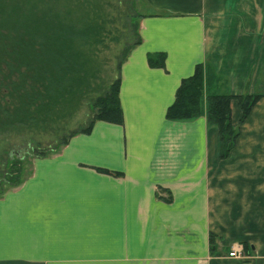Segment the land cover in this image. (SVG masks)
I'll list each match as a JSON object with an SVG mask.
<instances>
[{
    "label": "crops",
    "instance_id": "obj_1",
    "mask_svg": "<svg viewBox=\"0 0 264 264\" xmlns=\"http://www.w3.org/2000/svg\"><path fill=\"white\" fill-rule=\"evenodd\" d=\"M144 1L123 123L97 120L0 201V264H264V0ZM197 63L206 95L262 94L244 121L232 100L225 158L206 113L166 117Z\"/></svg>",
    "mask_w": 264,
    "mask_h": 264
},
{
    "label": "trees",
    "instance_id": "obj_2",
    "mask_svg": "<svg viewBox=\"0 0 264 264\" xmlns=\"http://www.w3.org/2000/svg\"><path fill=\"white\" fill-rule=\"evenodd\" d=\"M28 0H0V93L2 98L12 97L19 101L14 108L12 119L0 120V139L9 138L8 127L23 132V126L41 130L48 125L49 115L53 107L62 101L77 105L78 101L89 99V93L98 92L91 97L94 107L91 119L84 128L76 129L62 143L78 133L89 132L97 120L122 124L124 121L120 105L119 90L121 83V67L131 50L142 38L126 46L118 62L119 75L104 92L96 85L99 62L83 53L86 45L96 46L100 36L91 38V30L87 27L70 26L62 18H51L53 10L37 11L29 14L23 2ZM45 15H48L46 17ZM31 24H29V23ZM29 58V66L38 61L39 76H28L23 70V53ZM166 53L163 51L150 53L147 56L149 65L165 66ZM91 65L88 67V62ZM39 80H43L39 82ZM42 86L39 88L38 85ZM205 68L197 63L192 75L181 80L176 90L175 100L168 107L166 117L175 120H191L206 113L210 124L217 126L219 132V155L225 158L232 150L238 136V129L231 120V102L237 98L244 121L252 108L260 100V93H244L238 95L213 94L204 91ZM88 94V95H87ZM206 100V103H205ZM6 103H10L7 101ZM206 104V107L204 105ZM24 106V114H23ZM21 112V117L19 114ZM0 115L10 116L8 108L1 107ZM51 121L50 128L53 127ZM37 156H45V151L36 148ZM0 172V181L3 180Z\"/></svg>",
    "mask_w": 264,
    "mask_h": 264
},
{
    "label": "rangeland",
    "instance_id": "obj_3",
    "mask_svg": "<svg viewBox=\"0 0 264 264\" xmlns=\"http://www.w3.org/2000/svg\"><path fill=\"white\" fill-rule=\"evenodd\" d=\"M23 2V7L29 14L41 9L53 10V19L60 17L68 21L70 26L87 27L91 30L90 37L100 36L98 44L94 47L86 45L83 53L100 63L98 79L100 93L109 87L115 77L119 75L118 62L124 48L135 42L140 34L139 24L146 11L144 0H28ZM48 17V15H45ZM29 23V22H27ZM31 24V23H29ZM27 53H23V70L28 76L40 78L38 61L29 66ZM96 58V59H95ZM91 61L87 66L91 65ZM4 69V68H3ZM1 69L0 72L3 70ZM43 80H39L41 82ZM39 88L42 86L38 85ZM254 93H259L256 91ZM253 93V94H254ZM98 92L91 91L89 99L78 101L77 105L62 101L53 107L49 115L48 125L44 124L41 130L23 126V132L8 127L9 138L0 139V172L4 175L0 181V201L12 189L20 186L27 173H31L32 166H52V162L67 156V145L62 143L76 129L84 128L91 119L94 107L91 106V97H96ZM261 94V93H260ZM0 93L2 108H8L12 119L14 108L18 103L17 98L4 97ZM88 95V94H87ZM236 101L239 102L237 98ZM10 101V103H6ZM24 114V106H23ZM21 117V112L19 114ZM51 121L53 127L50 128ZM36 148L45 151V156H37ZM78 165L92 166L84 160ZM229 256V255H228Z\"/></svg>",
    "mask_w": 264,
    "mask_h": 264
},
{
    "label": "built area",
    "instance_id": "obj_4",
    "mask_svg": "<svg viewBox=\"0 0 264 264\" xmlns=\"http://www.w3.org/2000/svg\"><path fill=\"white\" fill-rule=\"evenodd\" d=\"M228 255L230 257H244L245 253L238 247L231 250Z\"/></svg>",
    "mask_w": 264,
    "mask_h": 264
}]
</instances>
